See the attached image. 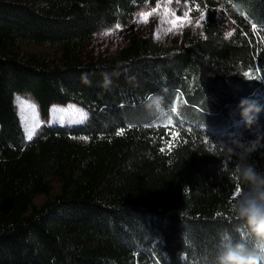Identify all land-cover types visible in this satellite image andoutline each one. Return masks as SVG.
<instances>
[{"label":"trees","instance_id":"1","mask_svg":"<svg viewBox=\"0 0 264 264\" xmlns=\"http://www.w3.org/2000/svg\"><path fill=\"white\" fill-rule=\"evenodd\" d=\"M160 1L0 0V264H213L224 234L246 235L231 211L237 158L221 143L264 133V112L247 130L236 112L241 98L264 105V0H176L206 12L202 36L133 34L83 59L95 33ZM22 43L57 51L20 56ZM257 68L255 79L244 75ZM15 94L30 95L41 118L71 103L87 120L42 126L28 140ZM153 95L172 124L155 123ZM259 144L249 162L264 171ZM54 182L58 194L36 207Z\"/></svg>","mask_w":264,"mask_h":264},{"label":"clouds","instance_id":"2","mask_svg":"<svg viewBox=\"0 0 264 264\" xmlns=\"http://www.w3.org/2000/svg\"><path fill=\"white\" fill-rule=\"evenodd\" d=\"M146 108L159 120L169 118L170 110L164 108L161 96L148 97ZM236 112L239 115L237 124L246 130L252 129L259 115L264 112V105L255 99L241 98ZM254 133L256 139L246 140L241 135H233L221 143L223 149L237 158L233 174L240 191L231 204V211L247 231L238 241L224 234L213 264H264V171L249 162L251 154L260 146L259 141L264 133L259 128Z\"/></svg>","mask_w":264,"mask_h":264},{"label":"rangeland","instance_id":"3","mask_svg":"<svg viewBox=\"0 0 264 264\" xmlns=\"http://www.w3.org/2000/svg\"><path fill=\"white\" fill-rule=\"evenodd\" d=\"M157 4H160L161 7L167 4L170 10L175 12L177 17H183L184 12L190 9L189 19L192 20V23L186 24L182 28H178L173 32H169L165 34L164 29H167L168 27H170V25L168 24L161 25L159 23L160 17L157 15H153L149 17L148 23L135 22L138 13L152 11L153 9L156 8ZM157 4L154 6L141 7L135 14L133 20L128 25L126 26L120 25L121 30L114 31V34L111 36H104L102 35V33L107 30H114L116 25L112 27H108L104 30L95 33L85 43L84 49L82 51L83 59H89V58L94 59L98 57L108 56L109 54H112L114 51L122 47L133 34L151 35L160 43H179L182 37L186 33L202 36V27L198 28L195 26L196 20H198L200 13L202 12L198 7L190 6L188 4H183L176 0H162ZM218 22L221 33L223 34V36L226 37L227 33L232 31L231 24L225 18H220ZM157 36H159L160 38L158 39ZM56 51H57L56 46L48 45V44L34 45L32 43H22L18 47V53L20 54V56L26 55L28 53H42L48 56H53L54 54H56ZM17 97H20L21 99L27 102H31L36 106L39 121L41 122V127L42 126L52 127L56 125L77 127L83 124L87 120L86 111L83 108L71 103L66 105L52 104L49 108L47 116L41 118L39 114L38 106L30 95L15 94L13 102L16 105L18 115L21 124L23 126L26 138H27V128L28 126L31 125V120H30L31 114L26 113L25 115L29 116V120L27 121V123L22 122V114L16 103ZM80 112L86 114V119L82 123L78 122L80 120V115H79ZM61 118H63V120H61ZM185 118L188 121H192L194 123H196V121L202 122V119H198L196 117L195 118L185 117ZM155 123L156 124L160 123V120L159 119L156 120ZM40 128L37 130V132L40 130ZM75 140L80 143H85L87 141V140L86 141L80 140L79 138H76ZM52 186H53V190L49 196H37L34 199L33 204L36 207H40L47 199H52L56 194H58L59 192L58 184L54 182Z\"/></svg>","mask_w":264,"mask_h":264},{"label":"snow or ice","instance_id":"4","mask_svg":"<svg viewBox=\"0 0 264 264\" xmlns=\"http://www.w3.org/2000/svg\"><path fill=\"white\" fill-rule=\"evenodd\" d=\"M197 10H199V9H197ZM189 13H190V9L188 11L184 12L183 17H177L175 12L171 11L167 4H165L163 7H161L160 4H157L156 8L153 9L152 11L138 13L137 19L135 20V22H137V23H148L149 17H151L153 15H157L160 17L159 23L161 25H163V24L170 25V27H168L167 29H164L165 34H167L169 32L175 31L178 28L184 27L186 24H191L192 20L189 19ZM206 23H207V14H206V12H201L198 20H196L195 26L199 28V27H202ZM253 27H255V25H253ZM120 30H121V27L119 24H117L115 26L114 30H107V31L103 32L102 35L111 36L114 34V31H120ZM230 36H232L231 32L227 33L226 38L230 37ZM157 38L159 39L160 37L157 36ZM244 75L246 77H248L249 79H255L257 76L261 75V69L257 68L255 70V75H253L252 72H245ZM16 103H17V105L20 109V112L22 114V122L27 123V121L29 120V116L25 115V114L26 113L31 114L30 115L31 125L28 126V128H27V139L32 140L33 136L37 134V130L41 127V122L39 121V117L37 114V108L31 102H27V101L21 99L20 97L16 98ZM171 111L175 113L177 111L176 107H173L171 109ZM79 115H80V120L78 122L82 123L86 119V114L83 112H80ZM61 120H63V118H61ZM172 123H173V118L171 116H169V118L167 120V124H172ZM123 133H124V130L121 129L116 134L122 135ZM79 139L86 141L88 138L87 137H79ZM239 191H240V186L236 185L235 186V195L232 197L233 200ZM217 215H220V214L218 213Z\"/></svg>","mask_w":264,"mask_h":264}]
</instances>
